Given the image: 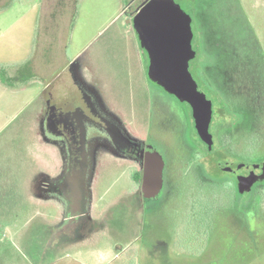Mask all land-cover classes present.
Listing matches in <instances>:
<instances>
[{
	"label": "rangeland",
	"instance_id": "obj_1",
	"mask_svg": "<svg viewBox=\"0 0 264 264\" xmlns=\"http://www.w3.org/2000/svg\"><path fill=\"white\" fill-rule=\"evenodd\" d=\"M145 1L0 0V77L14 76L30 56L36 72L24 84L0 80V264H264L263 198L256 196L250 209L260 221L242 219L228 208L231 190L202 177L183 125L174 136L162 128L177 107L146 79L145 57L124 19ZM181 4L192 16L197 50L190 71L200 59L209 88L192 75L213 101L210 129L238 115L227 149L244 161L264 160V0H205L191 10ZM71 72L137 145V155L127 157L105 141L91 148L90 173L80 172L68 188L72 200L86 191L82 210L65 208L62 196L38 186L66 169L62 147L43 137L42 123L52 97L57 125L61 114L75 124L68 102L82 99ZM148 134L161 136L155 145L167 161V182L145 203L131 174L141 168ZM75 165L82 167L79 158ZM191 204L211 206L203 223L193 220L198 237L183 232ZM76 211L83 216L73 231L75 224L68 229L62 218Z\"/></svg>",
	"mask_w": 264,
	"mask_h": 264
},
{
	"label": "flooded vegetation",
	"instance_id": "obj_2",
	"mask_svg": "<svg viewBox=\"0 0 264 264\" xmlns=\"http://www.w3.org/2000/svg\"><path fill=\"white\" fill-rule=\"evenodd\" d=\"M136 11L128 14L130 18H124L128 23V25L129 23H131L133 29L134 27L131 21ZM136 38H137L138 50L140 52V55L142 57H145L144 59H145L146 79L151 84L157 86L160 89V91L171 96L172 101L175 105L174 107L175 108L177 107V109H173L174 111L169 112V116L167 115L168 118L166 117V119L161 122L162 128L166 127L167 128L166 130L172 132L174 136V134L177 133L176 130L179 129V125L181 123L183 125V132H182L183 139L186 142L187 146H189L190 148L191 151L190 154L193 158V161L196 159L197 162L195 165L202 172V177L206 181L222 185L228 193L229 190H231L230 192L232 197L231 201L233 205L228 207L232 209L231 211H233L235 214H238L242 219L246 221L255 220L256 222L257 221L259 222L260 217L258 216V213L253 212L254 210L250 211V209L254 207V199L256 196H260L261 198H263L264 201V178H257V176L261 175V171L255 168L256 164L258 165L260 163H264V160H256L250 162L235 157L231 153V151L227 149V143H228L227 138H224L222 143L217 140L216 129L215 131L210 129L213 145H212V149L209 150L207 148V145L200 139V137L197 134V131L194 126V119L192 117V110L190 105L187 102L179 101L174 95L167 93L158 84H155L149 80L147 75L148 56L146 51L141 47L137 34H136ZM199 62L200 59L199 60L197 59L196 62L193 63L192 69L196 66V64H199ZM69 76L82 99L81 102H76V103L72 101L68 102V107L70 105L72 106V109L68 111H70L71 115L75 116V121H76L75 124L74 125L69 124L68 114H61L60 121H62V125L60 126L57 125L55 120L56 109L52 104V97L51 100L47 99L48 106L46 105V109H45L46 112L43 115V123H42L43 137L49 143L51 144L52 142L59 143V145L62 147L63 154H65L64 163L66 169L58 178H56L59 181H56V179L48 178L46 176L39 181L38 186L43 187L42 185H44L45 189L48 190L50 189L51 192H56L58 193V195L62 196L64 198L63 204L65 205V208L69 209L70 207L73 208L72 206H74V208L77 209L79 208L80 205V209H81L86 201V197H84L86 191H84L82 188V195H80L78 198L76 197L75 200L74 199L72 200L71 193L70 190H68V188L71 189V186L73 185L72 180L75 179L80 172L82 173V176H87L90 173L91 148L95 146L96 143H98L99 141H105L108 144H110L115 150L120 152V154L123 157L124 156L127 157V155L128 156L137 155L136 152L137 145L134 142L136 140L132 139L129 136L126 130L118 123L117 119L113 116V113L109 111H105L102 108V106L99 103L98 97H96L95 94L90 89H88L82 82H80L79 79H77V77L73 75V72L69 73ZM49 83L50 82H48L45 85V89L48 91L51 90L48 87ZM201 85H204L205 87L209 88L208 84L206 83L204 84L203 82H201ZM203 91L205 90L203 89ZM69 92L70 90H68V93ZM72 95L73 94H68V99L69 96ZM206 96L207 98H209L207 93ZM58 107L61 110H64L66 108L63 102H60ZM212 107L214 111V106L212 105ZM189 110L191 111V115L189 113ZM234 116L238 122L239 120L237 115ZM155 119L156 118L152 110H150L148 115L149 124L150 125H152V123L155 124ZM237 122H233V123L231 122L220 126L230 125L231 126L230 130L232 131V124H237ZM167 134L169 136V133ZM158 137L161 138L159 134L155 135L154 137H151V135L148 134L147 139L144 141L142 147L140 148V158L142 161L141 168L135 171L133 174H131V177L134 179L135 183L136 184L139 183L140 186L142 181V167H143V160L146 154V146L153 145L155 149L158 150L155 145L156 140L159 139ZM77 148H79V150ZM205 148L207 149L206 151ZM231 156L233 160L232 159L229 160ZM77 158H79L82 167H78L77 165H75L77 164ZM164 161L165 163L163 168V187L155 197L160 196L166 187L167 161L165 157H164ZM138 173H140V178L137 179L136 175ZM42 174H43L42 176H45L44 173ZM73 189L77 190V187ZM155 197H150V198L144 197L143 200L145 201V203H147L146 200ZM216 207H218V205H216ZM75 213L74 215L70 216L71 219L70 217L67 216L66 217L64 216L62 218L65 219L64 224L68 229H70L69 223L71 221L75 224L73 231L74 229L77 231L78 226L76 225V223L77 221L82 219V218L80 219L79 216H83L81 215L82 213L80 215L78 214L79 211L78 212L76 211ZM87 217L91 219L90 216ZM198 218L200 217H197L196 212L195 213L193 212V215L191 216V220H192L191 229L193 230L192 231L193 233L196 232L195 227H197L196 223L193 220H196ZM151 224L152 223L146 222L144 227L146 232ZM68 233L69 232H67L66 234ZM61 235L64 236L65 233L62 232ZM62 239H70V236L66 235V237H63Z\"/></svg>",
	"mask_w": 264,
	"mask_h": 264
},
{
	"label": "water",
	"instance_id": "obj_3",
	"mask_svg": "<svg viewBox=\"0 0 264 264\" xmlns=\"http://www.w3.org/2000/svg\"><path fill=\"white\" fill-rule=\"evenodd\" d=\"M191 21V16L175 0H146L131 22L148 56L149 80L190 105L197 134L211 150L213 104L190 71V61L196 56ZM164 163L162 153L147 145L141 181L145 198L155 197L162 189ZM255 168L261 171L257 178H264V163Z\"/></svg>",
	"mask_w": 264,
	"mask_h": 264
},
{
	"label": "trees",
	"instance_id": "obj_4",
	"mask_svg": "<svg viewBox=\"0 0 264 264\" xmlns=\"http://www.w3.org/2000/svg\"><path fill=\"white\" fill-rule=\"evenodd\" d=\"M177 2H179L180 4L182 3L187 9L191 10L193 7H197L200 6L203 2H205V0H176ZM181 4V5H182ZM2 72H4V67H2L1 69ZM192 73L193 75L197 78L198 81L203 82L204 84H207L206 79H204L203 76V70H202V61L199 62V64H196V66L192 69ZM36 76V73L33 70L32 67V57L30 56L29 58H27L26 60H24L23 62L19 63L16 65V74L14 76H7V77H3L1 76V79L3 80L4 83L6 84H24L26 82H28L29 80H32L34 77ZM221 110V108H220ZM223 111V110H222ZM235 114V113H234ZM236 115V114H235ZM237 117H239L237 115ZM234 122H237V120L235 119ZM230 125L227 126H218L216 128V133H217V140L219 142L222 143V141L224 140V138L229 137L230 134ZM227 136V137H226ZM207 149L205 148V151ZM136 178H140V173H138L136 175ZM211 206L208 207H204V206H194L191 204V207L189 205V207L187 208L188 211L187 215L184 217V227H183V232L186 231V233H190L192 234V236L194 237H198V233H193L191 230V216L193 215V212L197 213V216L200 217L201 219L199 220L201 223L204 222V220H202L203 218H205L204 216H208V213H203L204 210L210 208ZM182 229V227H181ZM180 229V233L181 230ZM192 236H190V239L187 240L190 241L192 239H194Z\"/></svg>",
	"mask_w": 264,
	"mask_h": 264
},
{
	"label": "crops",
	"instance_id": "obj_5",
	"mask_svg": "<svg viewBox=\"0 0 264 264\" xmlns=\"http://www.w3.org/2000/svg\"><path fill=\"white\" fill-rule=\"evenodd\" d=\"M33 68H34V65H33ZM34 70V69H33ZM35 72V71H34ZM36 73V72H35ZM0 80L3 82V80L1 79V77H0ZM49 144H51V143H49ZM43 171V170H42ZM42 171H40V172H42ZM53 264H58V263H53ZM64 264H66V263H64ZM67 264H72L71 262H69V263H67ZM74 264H81V263H78V262H75Z\"/></svg>",
	"mask_w": 264,
	"mask_h": 264
}]
</instances>
